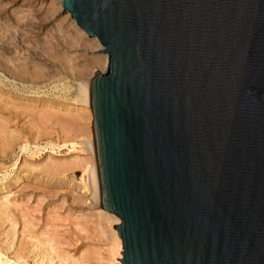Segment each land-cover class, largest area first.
I'll return each mask as SVG.
<instances>
[{
    "label": "water",
    "instance_id": "1",
    "mask_svg": "<svg viewBox=\"0 0 264 264\" xmlns=\"http://www.w3.org/2000/svg\"><path fill=\"white\" fill-rule=\"evenodd\" d=\"M91 80L120 264H264V0H62Z\"/></svg>",
    "mask_w": 264,
    "mask_h": 264
},
{
    "label": "rangeland",
    "instance_id": "2",
    "mask_svg": "<svg viewBox=\"0 0 264 264\" xmlns=\"http://www.w3.org/2000/svg\"><path fill=\"white\" fill-rule=\"evenodd\" d=\"M1 1L0 25H14L22 55L41 53L50 68L40 80L47 87L39 93L0 83V124L7 122L10 133L15 130V137L7 138L8 132L0 137V264H113L110 234L117 220L109 222L107 209L84 188L82 161L90 155L81 148L82 132L60 120L84 114V106L70 109L71 101L52 95L56 83L65 82L73 91L77 82L72 71L63 69L61 57L72 55L76 65L85 64L106 54L104 45L98 36L77 34L76 19L59 0ZM91 68L87 76L103 70Z\"/></svg>",
    "mask_w": 264,
    "mask_h": 264
},
{
    "label": "bare ground",
    "instance_id": "3",
    "mask_svg": "<svg viewBox=\"0 0 264 264\" xmlns=\"http://www.w3.org/2000/svg\"><path fill=\"white\" fill-rule=\"evenodd\" d=\"M2 2L3 1L0 2V10H1V8L4 7V3H2ZM59 2L62 3V0L61 1L59 0ZM62 6H63V4H62ZM64 10L67 11L68 13L70 12L69 10H67L65 8H64ZM71 15H72V13H71ZM72 16L74 19H76L74 17V15H72ZM27 17L29 18V16H27ZM29 19L31 22V18H29ZM73 22H74V25L76 22L78 24V27H80V28H78L75 25V27L77 28V34L83 33L85 31V29H83L79 25L77 20L76 21L73 20ZM3 24H5V23H3ZM5 25H9V26L3 28L2 26H4V25H2V26L0 25L1 26L0 27V40H1V42H0V72L2 73V74H0V83H3L4 85L12 86L13 89L20 90L21 92L27 91V92L39 93L40 89L47 87L45 85L46 83L43 85H40V83H41L40 80L43 79L47 75V71L50 67H48V65L46 64V62H47L46 60H43L42 58H40L41 56H43L41 53H39V55H38V53L33 54V52L27 50L28 55H22V54H24V53H22V51H23L22 47L20 49L18 47L19 45H17V43H16L17 41H14V39L17 37V35H16L17 30L14 33V31H13V29H15V27H13L14 25L10 26V23H7ZM33 25H34V23H33ZM58 30L61 33L64 32L63 31L64 28H60ZM17 34H19V33H17ZM76 36H78V35H76ZM72 42H74V41H72ZM50 44H51V42H50ZM72 45L75 46V44H73V43H72ZM99 45H100V43L97 44L96 46H99ZM49 50H51V49H49ZM104 52L106 54L90 58L89 62H87L85 64H81V65L75 64V62H74L75 57L73 58L72 55L71 56L66 55V56L61 57L62 58L61 63L63 65V69H65L66 71H68V70L72 71L77 76V78H76L77 82L75 84V90L72 91L70 86H68L65 82L62 83L61 81H60L61 83L58 82V84L56 83L54 86H52L55 91L58 90L57 92L52 93V95L58 96L60 99L65 100V101H71L72 104L70 106L71 107L70 109L75 108V106L78 107L79 105L84 106V107H82V110H84V112H85L84 114H79V115L77 114L76 115V113H75V114L70 115V118H68V119L64 120V118L61 117L60 120L64 121L65 124L67 123L65 126L75 125L76 127H78L77 128L78 131L82 132V136H83V138H85V139H83L84 141L82 142L81 148L83 150H86L87 153L90 155V157H88L82 161L84 188L87 190H90L91 195H93V194L95 195L94 197L96 198V203L99 206L101 205V187H100V177H99V166H98V160H97L96 141H95V134H94V128H93L94 112H93V109L91 106V91H90L91 90V80H92V77L95 75L96 70H94L95 73H92L93 74L92 76L89 75L91 77H89L87 75L90 74V69H92L91 67H93V69H94L95 66L100 65L103 68V70L107 69V67L109 65V60H110L109 55H108L109 53L107 51H104ZM53 55H52V57H53ZM74 81H75V79H74ZM29 83H31L32 85H27ZM20 85L23 87L21 88ZM44 90L41 92L49 95V92L44 91ZM47 90L49 91V89H47ZM7 102L8 101H6V103ZM66 105H68V104H66ZM18 106L7 105L6 108L7 109L13 108L15 110H19ZM82 110H80V111H82ZM82 120L85 122H88V123L82 124L83 123ZM6 123L0 124V137L2 135L5 136V134L8 132V128H7L8 126L6 125ZM14 132H15V130H12L11 133L9 131L7 134H10V136L8 135V137H7V135H6V137L7 138H10L11 136L15 137ZM9 143H10V141L7 142V145H9ZM61 166H62V164H58L55 167V169L60 170L62 168ZM106 211L109 213L105 212L104 214H105V216L109 222H115V220H117V223L120 222V218L117 217V215L116 216L113 215L114 212H111L108 210H106ZM117 229L118 228H116L110 234V238L113 241V246H112V255H113V257H112L113 262L112 263L113 264H120L122 262V257L124 256V254H123V249H124L123 240L119 234V231L117 232Z\"/></svg>",
    "mask_w": 264,
    "mask_h": 264
}]
</instances>
